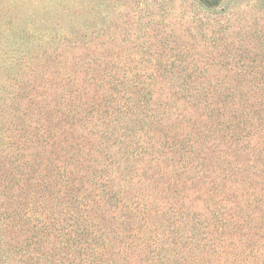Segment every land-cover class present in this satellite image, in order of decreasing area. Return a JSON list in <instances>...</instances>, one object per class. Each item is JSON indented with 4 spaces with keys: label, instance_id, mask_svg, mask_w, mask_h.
Returning a JSON list of instances; mask_svg holds the SVG:
<instances>
[{
    "label": "trees",
    "instance_id": "16d2710c",
    "mask_svg": "<svg viewBox=\"0 0 264 264\" xmlns=\"http://www.w3.org/2000/svg\"><path fill=\"white\" fill-rule=\"evenodd\" d=\"M9 1L0 0L1 13ZM1 13L0 175L4 177L0 178V264H125L127 259L130 264L137 261L145 264H244L243 258H235L233 254L236 256L243 250L249 240L243 238L247 235L241 232L243 224L239 226L240 221L234 220L239 213L238 205L232 213L228 212L227 205L229 209L230 205L225 194L237 197L238 192L234 191L240 192L248 174L258 171V167L264 172L262 142L260 148L250 144L255 127L264 122V83H254L248 88L247 93L251 95H246L241 103L238 100L241 96L234 97L235 87L229 86L225 92L219 84L203 81L200 75L210 68L209 64L200 70L186 65L174 67L173 63L145 70L137 66L145 54L160 62L168 53L164 50L143 53L134 48H123L115 58L112 53L104 54L103 50L70 57L72 48L81 40L86 44L90 38L100 37V30L87 28L84 36L78 37L76 34L81 29L74 18L62 28L64 35L51 37V33L57 31L55 27L31 31L27 23L29 13L21 12L18 19L11 15L3 18ZM199 24L205 25L202 20ZM159 39L162 44L168 40L162 36ZM175 54L173 61L184 58L181 49ZM107 57L111 59L106 60ZM254 69L255 66L241 68L234 74L238 76L240 72ZM197 107L206 111L205 120L192 136L156 154L150 150L153 143H138L132 152L122 151L119 159L123 162L109 174L114 181H124L127 162L136 161L141 169L138 181L159 185L156 187L161 192L158 200L164 207L161 212L145 202H133L125 207L114 200L115 205H109L107 202L113 196L102 200L101 195L109 192L108 182L113 181L96 171L87 184L82 185L75 199L67 198L66 190L71 192L86 170L94 167L100 158H106L108 134L125 128L119 135L123 145L131 141L130 134L134 137L135 130L153 131L156 137L154 131L164 129L166 121H185L187 115L194 113L184 112ZM172 108H182L181 114L173 116ZM227 113L233 118L241 115L245 126L238 121H228ZM239 125L254 129L235 131ZM83 127L93 138L89 147L84 141L69 137ZM244 154L248 156L245 164L234 165L231 159ZM106 160L110 166L116 163V159ZM79 165L81 167L76 168ZM167 176L169 180L161 183ZM133 180V177L129 179L127 185L138 194L141 187L136 182L129 183ZM233 183L236 190H232ZM94 185L99 190L93 194ZM61 189H66L65 193ZM202 197L206 200L205 213L209 219L203 217L204 213L187 207L193 202L191 198L201 200ZM210 198H218L215 203L218 205L208 204ZM93 202L113 208L114 212L108 213L110 216L120 213L126 224L124 229L129 228L127 224L133 220L160 218L165 229L162 230L164 239L146 242L142 235L132 232L129 242L115 252L117 258H106V244L103 245L101 239L109 238L107 245H111V237H106L105 230L95 226L105 217H97L95 223L88 222ZM255 202L261 200H249L247 205ZM54 209L59 212L58 218L51 216ZM16 225L19 235L13 237ZM166 227L172 228L168 231ZM146 230L147 226L138 232ZM182 233L185 236L173 250L175 242L171 243L169 237ZM164 243L168 245L166 252H163ZM250 251L253 253V249ZM149 252L152 255L147 260L140 258ZM255 253L259 262L253 264H264L263 252L255 250ZM160 254L164 256L162 261H159Z\"/></svg>",
    "mask_w": 264,
    "mask_h": 264
},
{
    "label": "rangeland",
    "instance_id": "374dc122",
    "mask_svg": "<svg viewBox=\"0 0 264 264\" xmlns=\"http://www.w3.org/2000/svg\"><path fill=\"white\" fill-rule=\"evenodd\" d=\"M7 4L2 13L0 12L1 17L8 19L9 15H11L18 19L21 12L23 14L29 13L30 18L27 20V23L30 24L31 31L33 29L40 30L42 27H55L57 31L51 33V37L64 35L65 31L62 28L68 26L69 21L74 18H77L75 20L79 21V28L81 29L76 34L78 37H83L87 28L88 30H100L101 36L97 38L94 36V42H92L93 38H90L89 43L86 44H82L81 40L76 45L77 47L72 48L73 52L69 55L70 57L79 56L91 50H96L95 53L103 50L106 52L104 54L111 55L112 53L113 57L118 56L117 52L123 50V48H134V50L143 53H156L164 50L168 55L161 59L160 62L150 59L148 57L149 54H145L139 59L140 62L137 66L150 70L153 66H158L159 64H167L168 66L169 63H173L172 66L174 67L186 65L185 67L189 69L197 68V70H200L205 64H209L210 66L208 67L210 68L205 74L200 75L204 79L203 81L208 84H219L225 92H227V87H235L236 91L233 92L234 97L241 96L240 99L236 98L235 100L238 99L241 103L245 101L246 95H251V93H247L248 88H251L254 83H264V0H10ZM106 6H109V8ZM17 8L19 9L15 10ZM200 20L205 25L199 24ZM82 25H86V27ZM161 36L168 39L164 44L159 41V37ZM217 37L219 38L218 40H216ZM121 39L124 42L121 43ZM45 49L51 50L52 48L46 47ZM179 49L184 52L182 55L184 58L173 61L175 53ZM64 53L66 55L69 54L68 51ZM110 59V57L106 58V60ZM253 66L256 67L253 71L254 73L248 71L240 72L238 76L234 74V71L237 69ZM203 109V107H197L196 110L185 111V114L187 112L194 114L187 115V119L182 122L174 123L172 120L166 121L164 129L161 128L154 131L156 137H153V131L135 130L133 132L134 137L130 134L131 141L123 145L120 142L119 135L126 131L125 128L114 131L111 135L108 134L106 141L109 147L105 156L108 159H116L115 165H107L106 158H100L95 162L96 165L94 167L86 170L84 177L81 178V182H75V188L71 192L66 189L61 190L64 193L66 190L67 198L73 200L75 199V195L81 193L80 188H82V185L87 184L88 178L93 172L96 171L103 178H110L109 174L116 170L119 162H123L122 159H119L122 151L132 152L133 147L138 143H153L152 146L150 145V150L155 154L167 151L169 146L173 147L177 141L180 144V139L186 138L189 135L192 136L195 128L202 125L201 122L205 120L206 114V111ZM234 109L230 108V110ZM181 110L182 108L171 109L174 113L173 116L181 114ZM225 115H230V118L227 119L228 121H238L239 124L245 126L242 123L241 115L237 114V118L231 117L232 114L229 113ZM192 121L195 122L193 123ZM242 126L239 125L234 130L243 132V130L254 129L253 127ZM89 128L90 126H88V130ZM255 128V136L251 137L250 144L252 143V145L260 148L262 142V146L264 147V122ZM190 129H192V132ZM87 134V129L83 127L77 132L72 133L69 137L76 139L78 142L84 141L86 146L89 147L93 144V138ZM119 147H121V151L118 152ZM187 148L186 146L185 149ZM229 154L232 156V153ZM250 157L252 158V155ZM247 159L248 156L244 154L242 157L235 156L231 160L234 165H244V161ZM126 165H128V168L127 174L124 176L125 180L114 181L110 178L113 182H108L109 192L102 193L101 197L104 198L102 200H106L108 196H113L107 202L109 205H115L114 200H116L118 204L125 207L133 202H145L153 206L154 210L161 212L164 207L158 200L161 194L156 189L159 186L158 183L138 181V178L141 176V169L136 161L127 162ZM80 167L81 165L76 168ZM133 169L136 170L134 173L131 172ZM261 169V167H258V171L246 176V181L243 183L240 192L234 191L238 192L237 197H234L232 194H225V197L228 196L227 204L230 205V209L227 205L228 212L232 213L236 205H238L239 213L236 216L239 219L236 218L234 220L240 221L239 226L243 224L241 227L244 228L241 229V232L247 234L243 238L249 240L246 246H243V250H239L236 256L233 254L235 258L238 256L243 258L244 264L245 262L246 264L259 262L255 250H258L259 253L262 251L264 254V172H261ZM0 176L3 180V174ZM75 177L78 178L79 175L75 174ZM132 177L134 180L129 183L136 182L141 187L140 190L142 191H139L138 194H135L137 191L134 190L136 189L131 191L132 186L127 185V182ZM2 180H0V183ZM168 180L167 176L161 179L160 182L165 183ZM66 181L69 182L68 179ZM241 183L242 180H239V184ZM92 190L94 194L99 188L94 185ZM125 190H127L126 193H124ZM232 190H236L235 185ZM191 199L193 202L188 203L187 207H192L197 212L204 213L203 217L209 219L210 216L205 213L207 209L205 208L206 203L204 201L206 200L203 197L201 200ZM255 199L256 201L260 199L261 202L247 205L249 200ZM216 202H218V198H210L207 203L212 205ZM109 205L103 207L98 206L96 202L91 203V206H93L91 210L92 216L88 221L95 223L97 217L106 218L100 223L94 224L100 230H105L104 235L106 237H111V245H107L109 238L101 239L103 245L106 244V250H104L106 258L111 260L117 258L114 255L115 252L129 242L132 232L136 233L137 236L142 235L143 240L146 242H151L154 238L155 240L164 239L162 237V230L165 231V229L161 225L160 218L133 220V222L127 224L129 228L124 229V226H126L123 223L124 218L121 217L120 213L110 216L108 213L114 211L113 208L108 209L110 208ZM217 205L215 204L214 206ZM51 214L52 218L54 216L58 218L59 212L57 209H54ZM199 218L202 219V217ZM14 223L18 224L17 221H14ZM55 226H57L56 223ZM146 226L147 230L145 233L138 232ZM171 228L166 227L168 231ZM14 230L15 234L13 233V237L19 235L17 225ZM176 232L179 233L180 231L176 230ZM171 235L172 237L169 238L171 243L175 242L172 247L174 250L180 238L185 235L184 233L181 236ZM167 246L166 243L163 244V252L167 251ZM251 249H253V253H251ZM159 251L163 253L161 249ZM151 255L149 252V255L144 254L140 258L147 260L148 256ZM160 255L162 258L159 261H162L164 256ZM254 255L257 257L252 261V258L255 257ZM235 258L231 260H235ZM129 262L130 259L124 261L125 264H130ZM136 264L145 263L137 261Z\"/></svg>",
    "mask_w": 264,
    "mask_h": 264
}]
</instances>
